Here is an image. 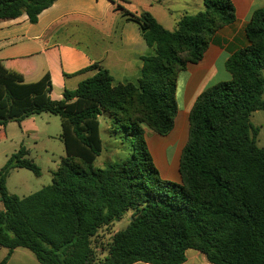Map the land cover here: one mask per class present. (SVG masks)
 <instances>
[{
	"label": "trees",
	"instance_id": "trees-1",
	"mask_svg": "<svg viewBox=\"0 0 264 264\" xmlns=\"http://www.w3.org/2000/svg\"><path fill=\"white\" fill-rule=\"evenodd\" d=\"M55 1L0 0V23L27 15L34 24ZM203 6L173 31L150 13L119 8L153 49L134 83L115 84L101 68L54 101L48 75L28 84L0 67V127L58 116L66 150L52 184L26 197L6 186L14 169L41 175L26 148L0 170V248L8 250L0 264L18 248L40 264H184L188 250L211 264H264V148L251 122L254 112L264 111V6L245 28L248 46L226 62L231 80L202 92L189 114L179 182L162 179L147 146L148 131L167 136L174 128L179 73L203 59L216 31L236 21L231 0H204ZM104 113L130 149L99 169L103 145L88 122ZM130 211L129 224L99 260V231Z\"/></svg>",
	"mask_w": 264,
	"mask_h": 264
},
{
	"label": "crops",
	"instance_id": "crops-1",
	"mask_svg": "<svg viewBox=\"0 0 264 264\" xmlns=\"http://www.w3.org/2000/svg\"><path fill=\"white\" fill-rule=\"evenodd\" d=\"M231 1L236 21L216 31L203 59L179 73L176 92L178 114L174 130L167 136L156 135L152 142L163 144L183 119L189 122V114L202 92L231 80L226 62L233 53L248 46L245 28L253 12L264 6V0ZM203 2L56 0L38 16L34 24L27 15L0 23V67L21 75L28 84L36 83L48 75L52 82L50 97L54 101L61 100L66 90H76L81 82L95 76L101 68L110 73L115 84L134 83L143 67V57L152 55L153 49L144 39L140 26L129 20L119 8L136 15L150 13L165 29L173 31L184 15H195L202 11ZM191 5L195 6L193 13L187 11ZM221 69L224 76L220 77ZM181 80L182 107L178 101ZM35 121L34 116L23 121L20 126L26 131H34L28 130V125ZM187 141L186 138L182 148ZM150 154L154 159L152 151ZM158 171L161 172L160 168ZM160 175L168 181L181 180L180 172L178 176L165 177L162 172ZM19 249L22 248L14 250L7 264H40L33 253H17ZM187 263L188 260L184 264ZM201 264H205L204 258Z\"/></svg>",
	"mask_w": 264,
	"mask_h": 264
},
{
	"label": "rangeland",
	"instance_id": "rangeland-1",
	"mask_svg": "<svg viewBox=\"0 0 264 264\" xmlns=\"http://www.w3.org/2000/svg\"><path fill=\"white\" fill-rule=\"evenodd\" d=\"M185 1L188 2V0ZM193 6L191 5V9L187 11L193 13L192 11L195 8ZM220 72V77L224 76L222 69ZM182 87L183 81L181 80L178 93L180 107H182ZM35 120L34 123H29L28 125V130L34 131H26L15 122L9 123L6 128L0 127V170L7 163L8 159L20 150L21 146H24L28 151L26 158L32 160L41 170L40 176L35 175L27 169L12 170L6 184L8 192L11 195L26 197L51 185L55 173L59 169L62 160L66 157L65 145L61 136L62 127L60 117L44 113L35 116ZM251 122L255 128L259 129L256 138L257 145L260 148H264V111L254 112L251 116ZM88 123L90 127L94 125V129L97 127L95 130L98 131L103 145L102 152L95 162L96 168L104 169L109 163L118 162L127 155L130 148L124 143L123 131L117 129V126L113 123V117L109 113H104L97 121L91 120ZM189 128V122L186 118L183 119L172 136L161 145L157 142H152L157 134L150 131L147 132V140L149 141L148 150L150 153L152 151L154 164L160 168L163 176H178L181 155L184 149L182 147L186 142V138L188 139L189 137ZM178 142V146L168 148L171 145H176ZM2 209L3 204L0 201V211ZM131 214V211L128 212L121 221L115 222L99 231L96 241L97 244H95V251L99 260H103L106 257L108 253L107 245L113 235L127 227ZM19 252L30 251L19 249L17 253ZM7 253L8 250L4 248L0 251V262ZM203 258L205 264H211L198 251H187V264H201V259ZM13 264H16V262Z\"/></svg>",
	"mask_w": 264,
	"mask_h": 264
}]
</instances>
